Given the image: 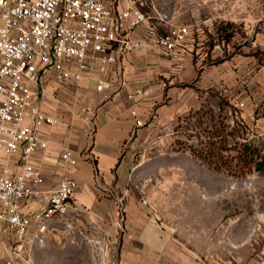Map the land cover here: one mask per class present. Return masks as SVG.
<instances>
[{"label": "crops", "instance_id": "obj_1", "mask_svg": "<svg viewBox=\"0 0 264 264\" xmlns=\"http://www.w3.org/2000/svg\"><path fill=\"white\" fill-rule=\"evenodd\" d=\"M132 40V50L105 74L93 60L80 81L42 76L41 107L58 123L40 131L49 142L34 155L43 174V197L25 212L46 206L65 176L78 183L76 199L65 221L51 224L45 248L28 244L16 253L14 234L1 231L0 264H9L11 257L16 264H205L172 240L165 218L152 207L119 193L127 191L123 181L132 160L127 150L132 139L201 110L228 75L220 67L200 68L191 51L177 61L163 57L147 25L137 28ZM100 79L114 81L116 90L97 91ZM121 79L126 85L117 90ZM65 151L72 152L76 165L62 160ZM108 192L117 195L105 198Z\"/></svg>", "mask_w": 264, "mask_h": 264}, {"label": "rangeland", "instance_id": "obj_2", "mask_svg": "<svg viewBox=\"0 0 264 264\" xmlns=\"http://www.w3.org/2000/svg\"><path fill=\"white\" fill-rule=\"evenodd\" d=\"M157 2L191 27L199 67L228 76L201 110L132 139L127 191L119 194L146 201L172 240L202 263L264 264V173L236 177L195 153L210 127L225 121L226 131L242 135L235 141L247 139L264 155V0Z\"/></svg>", "mask_w": 264, "mask_h": 264}, {"label": "built area", "instance_id": "obj_3", "mask_svg": "<svg viewBox=\"0 0 264 264\" xmlns=\"http://www.w3.org/2000/svg\"><path fill=\"white\" fill-rule=\"evenodd\" d=\"M143 25L163 57L177 61L193 52L191 27L176 24L175 12L157 0H0V233L14 234L16 253L28 244L46 247L51 224L65 221L78 189L76 180L65 176L46 206L25 212L43 197L34 155L49 142L40 131L58 123L41 107L42 76L80 81L93 60L100 73L109 72L132 50V36ZM125 85L121 79L117 90ZM116 86L100 79L97 91L114 92ZM136 124L143 126L140 120ZM62 160L77 164L71 151ZM9 264H16L14 257Z\"/></svg>", "mask_w": 264, "mask_h": 264}, {"label": "trees", "instance_id": "obj_4", "mask_svg": "<svg viewBox=\"0 0 264 264\" xmlns=\"http://www.w3.org/2000/svg\"><path fill=\"white\" fill-rule=\"evenodd\" d=\"M210 128L205 146L195 151L199 158L215 170H225L236 177H245L253 171L264 173L262 151L256 149L247 139L242 142L235 141L242 136L236 127L228 132V124L222 121ZM230 137L234 139V144L230 143Z\"/></svg>", "mask_w": 264, "mask_h": 264}]
</instances>
